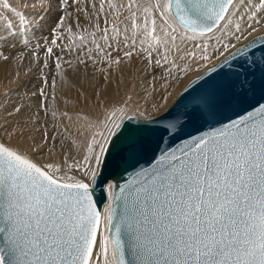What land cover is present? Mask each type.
Listing matches in <instances>:
<instances>
[{
	"label": "snow or ice",
	"instance_id": "1",
	"mask_svg": "<svg viewBox=\"0 0 264 264\" xmlns=\"http://www.w3.org/2000/svg\"><path fill=\"white\" fill-rule=\"evenodd\" d=\"M253 33H264V0H0V70L12 85L0 92V264H264V102L248 97L264 93V34L237 46ZM213 40L223 59L207 73L218 80L155 115L127 114L128 93L149 77L155 91L158 70L206 67ZM26 52L42 65L38 90ZM49 61L78 101L105 108L103 120L75 113L89 132L80 159L74 116L50 103ZM114 88L126 99L109 110ZM229 109L236 118L200 131ZM106 169L132 175L117 186ZM98 184L111 193L104 216Z\"/></svg>",
	"mask_w": 264,
	"mask_h": 264
},
{
	"label": "bare ground",
	"instance_id": "2",
	"mask_svg": "<svg viewBox=\"0 0 264 264\" xmlns=\"http://www.w3.org/2000/svg\"><path fill=\"white\" fill-rule=\"evenodd\" d=\"M255 34L257 33H253L252 36ZM220 35L221 33L218 32L217 37H219ZM250 37L251 36H247L246 39L240 41L238 44L242 43L243 41L247 40ZM227 39L228 38L225 37V42H227ZM232 43H237V42L233 40ZM212 45H214L215 47H219V44H217L216 41L213 40L210 42V47L208 49L209 55L213 56L214 57L213 59H216L215 60L216 62L220 58V54L218 51L217 52L213 51ZM184 47H186L188 50H194V42H189ZM195 50L199 54V50L198 49H195ZM39 55H40V60L43 61L45 59L43 52H40ZM64 55L66 58H69V59L75 58V54H72L71 56H69L67 53H64ZM25 56H26V59L22 62L24 67L26 68L29 65L27 58H30L31 59L30 63L34 65L32 68V73H31L33 74V78L29 77V79L30 80L33 79V81L32 80L31 81L37 84V86L39 84H42L43 79L41 77V72H40V68L42 67V65L37 64L27 52L25 53ZM49 63H50V67L45 68L43 70V76L47 78L49 84L51 83L53 78H55L57 81V87L55 90V96H56L55 106L59 109L60 112L67 110L69 111L70 114L74 116V123L70 126L73 136L70 139H75L76 145L80 148V150L77 151L76 148H72L71 155L74 156L76 159H80L82 158L83 149L86 147L87 140L89 139V132L83 127L85 123L84 121H80L79 123L75 122V113L80 112L82 115H85L92 120H96V119L103 120L104 114H105V108L103 106L97 107L96 105L98 102L95 100H93L87 105H85L83 101H78L76 89L75 88L69 89L67 85L63 83V81L61 80V77L56 75L57 70L55 69L54 62L49 61ZM180 63H181V67H186V64H191L192 70L186 71V72H177L175 69H173L174 71H176V74L167 75V77H164V78H160V77H163L165 73L162 71H159V72L157 71L155 72V76L158 77V79L154 83L155 91L152 90V87L148 86L149 82L151 81V77H149L148 80L145 81L143 85H138L135 91L129 92L128 94L131 95L132 99L128 101V104L126 107L127 114H132L136 116L138 112H148L151 110L153 111V105L164 104L165 107H167L172 102V100L175 98L178 91L183 87V85L193 75H195L198 71H202V69L204 68V67H198L197 64L193 63L191 60H188L186 62H180ZM200 63H203V62H200ZM209 64L210 63H208L207 65ZM51 65L53 66L51 67ZM10 70L16 71L15 65L10 66ZM81 71H83V69H81ZM173 76L178 77V79H173ZM179 76L181 78H179ZM5 77H6V73L0 70V92L4 91L5 88L12 87V85L9 84L8 79ZM115 78L119 79L120 73H115ZM67 79L73 82L75 80V74L72 73L70 70L68 72ZM165 80H167V85H166L167 91H165L164 87H161L162 85H165ZM32 84L30 86V83H29V88L31 90H36L37 86L36 85L34 86ZM128 86L129 88H131L130 82ZM50 93L53 94L51 89H50ZM124 93H125L124 89H121L119 94L116 93L115 88L113 89L109 97L104 101V103L108 106L109 110L113 106H116V107L123 106V102L126 99ZM149 93L151 94L149 95ZM169 93H171V95H168ZM164 95L168 96L167 101H164L162 99V96ZM33 102L35 103V98ZM65 123L67 124L68 122L65 121ZM77 129H79L84 134L83 135L77 134ZM0 135H3V133H0ZM69 150H70L69 142L66 141L63 151L67 152ZM105 186L106 185L103 184L104 188ZM105 193H106V200L102 204V207L100 210V213L102 214V216L106 215L109 201H110V193L109 192H105ZM103 228H106V225L102 224V229ZM104 234H107V232L105 231ZM96 252L98 255H100L99 247H97ZM100 264H103L102 255H100Z\"/></svg>",
	"mask_w": 264,
	"mask_h": 264
},
{
	"label": "water",
	"instance_id": "3",
	"mask_svg": "<svg viewBox=\"0 0 264 264\" xmlns=\"http://www.w3.org/2000/svg\"><path fill=\"white\" fill-rule=\"evenodd\" d=\"M260 34H264V33H257L255 35L251 36L250 38H248L247 40L243 41L242 43L238 44L237 46L239 47V46L247 43L249 40H252L254 36L260 35ZM256 44H257V47H261L262 45H264V42L256 41ZM222 59L223 58L220 57L214 64L207 66L200 73L192 76L184 84V86L178 91L175 98L172 100V102L167 107H172L174 105L178 106L180 104H183L185 101L188 100V98L191 95L194 94V92L192 90H199L201 87H203L205 85V83H211L214 80H218L219 78L216 76V74H213L211 77H209V75L207 73V68L213 67V66L218 67V63L220 61H222ZM257 75L259 76V70H257ZM200 77H204V79L201 80ZM185 89H190V91L188 93H185ZM262 96H264V93H262L260 90H257L255 94H253L251 92L248 93L249 100L252 103H255V101H257V100H259L260 102H264V99L261 98ZM237 111H239V109H235V110L229 109V110L224 111L220 115H218L214 120L210 119L207 122H202L201 125L199 126L200 131H207V130H209V128L219 127L222 123L228 122L229 118H232V119L236 118V112ZM128 115L135 117V115H132V114H128ZM192 134L196 135L199 133L195 130H192ZM149 156H151V153H149ZM148 162H150V161H148L147 159L141 160L140 166H147ZM105 175L108 178V180H110L113 184L120 186V185H123L128 180V178L132 175V170L129 169L128 172L125 173L122 171L121 172H115L111 169H106ZM103 189H104L103 184H98L97 186H95L93 188V201L96 204V210L99 212L101 210L102 204L106 200V193H105V191H103ZM115 191L118 193L119 187H117L115 189ZM110 195H111V193H110ZM110 202L111 201H109V203ZM119 204H120L119 201H116L114 204V207H116V209H117V213H119ZM126 259L127 260L132 259V257L127 254V251H126Z\"/></svg>",
	"mask_w": 264,
	"mask_h": 264
},
{
	"label": "rangeland",
	"instance_id": "4",
	"mask_svg": "<svg viewBox=\"0 0 264 264\" xmlns=\"http://www.w3.org/2000/svg\"><path fill=\"white\" fill-rule=\"evenodd\" d=\"M29 11H30V9H29ZM27 59H28V62L30 63V62H31V59H30V58H27ZM215 60H216V59H213V60L210 62V64L207 65V66H210V65L214 64V63H215ZM52 66H53V65H51V67H52ZM207 66H206V67H207ZM206 67H204L203 69H205ZM203 69H202V70H203ZM159 71L164 72L163 70H158V72H159ZM200 72H201V71H198L196 74H198V73H200ZM164 73H165V74L163 75V77H167L168 73H167V72H164ZM172 74L175 75V74H176V71L173 70V71H172ZM196 74H195V75H196ZM193 76H194V75H193ZM30 78H33V74L30 75ZM179 78H181V77L179 76ZM31 80L33 81V79H31ZM31 80H30V86H31V84L33 83ZM181 80H182V79H181ZM32 85H34V86L36 85V86H37V84H35V83H33ZM38 86H39V88H40V87H42V86H44V85H43V83H42V84H39ZM38 86L36 87V90L39 89ZM183 86H184V85H183ZM49 93H50V89H49ZM50 95H51V93H50ZM50 103H52V104L55 105V100H54V101H50ZM151 111H152V110H151ZM151 111L144 112V113H146V114L151 113V114L155 115L154 110H153L152 112H151ZM47 119L49 120V123L52 122V121H51V117H47Z\"/></svg>",
	"mask_w": 264,
	"mask_h": 264
}]
</instances>
